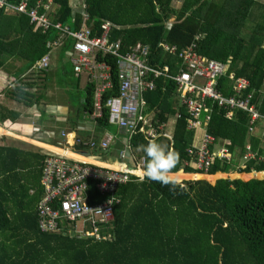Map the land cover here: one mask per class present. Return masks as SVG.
Instances as JSON below:
<instances>
[{
    "label": "trees",
    "instance_id": "trees-1",
    "mask_svg": "<svg viewBox=\"0 0 264 264\" xmlns=\"http://www.w3.org/2000/svg\"><path fill=\"white\" fill-rule=\"evenodd\" d=\"M52 1L55 9L49 13L50 18L77 28L81 18L77 15V23L73 22L69 0ZM173 2L86 0L87 24L94 32L100 30L103 21H110L109 39L118 40L121 51L129 50L136 42L149 44L150 62L168 64L173 70L181 65L180 59L165 53L159 44L165 42L182 50L197 42L199 52L228 62V75L235 73L236 77L249 80L243 93L252 92L256 101L261 100L260 112L264 113V3L183 0L175 7ZM59 35L55 28L45 32L34 29L25 14H6L0 9V69L14 68V76L19 77L52 49ZM72 43V39H63L61 57ZM108 60L112 87L102 95V116L96 123L101 133L106 129L117 132V127L108 121V108L104 105L109 95L118 92L116 58ZM65 67L75 74L71 64L59 65L60 69ZM228 75L222 76L217 85L225 96L232 94ZM83 90L80 111H92L93 83L87 82ZM175 94L174 80L163 75L157 78L153 90L144 93L152 118L159 123L175 118L171 139L160 135L153 141L179 154L173 172L184 169L199 178L205 175L194 174L201 170L187 163L194 160L187 151L193 144L194 131L188 128L182 107L183 113L175 116L178 99L182 104L178 94L176 103ZM211 110L205 129L216 143H225L231 161L215 159L209 174L234 169L247 142L253 152L264 156L259 134L248 138L245 112L234 111L228 118L226 110L215 104ZM0 133L13 135L7 130ZM148 142L141 132L130 138L133 149L145 157V164L148 158L143 149ZM114 146L120 148L118 143ZM29 153L22 147L0 145V264H264V179H187L176 181L174 186L147 177L132 180L117 190L120 203L114 206V220L104 229L111 237L41 233L37 205L44 194L40 177L46 154L29 158ZM33 166L36 172H31ZM251 169L264 170V162L248 160L240 167L243 172ZM34 173L36 179L32 177ZM253 174L262 177L264 172ZM89 192L94 201L104 199L94 182L90 183Z\"/></svg>",
    "mask_w": 264,
    "mask_h": 264
},
{
    "label": "built area",
    "instance_id": "built-area-1",
    "mask_svg": "<svg viewBox=\"0 0 264 264\" xmlns=\"http://www.w3.org/2000/svg\"><path fill=\"white\" fill-rule=\"evenodd\" d=\"M52 3V0H0V9L6 14L27 15L34 29L45 32L55 28L60 31L59 38L72 39L73 43L65 53L75 75L84 76L87 82L94 85V108L92 111H86V114L96 123L102 116V95L112 87V71L108 59L116 58L118 92L109 95L104 105L108 108L109 123L115 125L117 131L124 132L127 142L119 153L120 162L114 165L96 161L94 155L88 152L92 149L107 150L116 137L113 132L107 131L100 139L74 134L72 140H69V136L73 132L64 127L55 132L56 137L61 139L60 151L52 148L45 152L40 177L44 193L37 205L41 233L72 236L79 234L100 239L111 237L105 234L104 229L114 220V206L120 203L117 190L134 178L140 180L146 161L144 156L137 157L133 153L130 138L133 134L141 132L148 141H153L160 135L171 139V135L164 131L165 122L159 123L157 119L152 118V111L148 110L144 95L146 91L154 89L157 78L161 75L174 80L176 93L180 95L187 114L188 128L193 131L200 127L203 129L198 143L194 140L187 148L189 155L194 158L187 163L201 170L194 174L210 176L208 169L215 159L226 163L231 161V153L225 143H216L214 137L205 129L212 111L207 105L208 99L211 104L215 103L219 108L226 110L228 118L232 117L234 111L245 112L248 116L250 136L261 123V140L264 143V113L260 112L261 100L256 101L252 92L243 93L250 85L249 80L230 73V89L233 93L229 96H225L217 87L218 80L228 75V62L210 58L199 52L197 42L182 50L161 42L159 46L165 53L176 55L181 61V66L171 72V66L168 64L150 62L149 44L136 42L129 50L121 51L120 42L109 39L112 26L110 21H103L100 30L93 32L87 24L89 16L86 0H83L85 9L77 14L81 21L75 29L50 18ZM77 15H72L75 24ZM56 43L59 42L55 41L54 44ZM49 64L47 52L33 67L46 70ZM32 132H42L47 137L54 136V131H44L39 127L33 128ZM122 152L124 156L121 155ZM73 153L87 159L73 156ZM255 159L264 162V156L253 152L251 144L247 142L241 163L236 169L243 167L246 161ZM91 182L95 183L97 192L104 196L103 200L94 201L90 196ZM77 224H81L80 229Z\"/></svg>",
    "mask_w": 264,
    "mask_h": 264
},
{
    "label": "crops",
    "instance_id": "crops-1",
    "mask_svg": "<svg viewBox=\"0 0 264 264\" xmlns=\"http://www.w3.org/2000/svg\"><path fill=\"white\" fill-rule=\"evenodd\" d=\"M182 1L183 0H174V3H176L177 5V4H181ZM260 2L264 3V0H260L259 3ZM68 3H69V6H71L73 16L81 13L83 9H85V6L83 5V0H69ZM54 9H55V6L52 3L50 6L49 13H51ZM63 39H66V38H59L58 36L55 41H58L59 43L54 44L55 42L54 41L52 49L48 51L50 64L46 70H38L35 67H32L28 69L27 71H25L24 73L20 74L19 77H15L14 68H11L8 70L2 69V68L0 69V132L2 130L3 131L7 130L9 131V133L11 131L14 134V135H8V134L0 133V136H7L6 139L9 142V144L7 145L12 144V146L22 147L25 150H28V152H30L28 154L29 158L31 157L35 158V156H38L39 154H43L47 150L49 151L52 148L56 151L58 150L60 151L61 142H59V140L61 139H59V137H56L57 134H55V132L63 127L73 132L71 136H69V140H72V136L74 134H79L87 138L94 136L95 138L100 139L105 136L104 134H106L107 131H111V130L106 129L104 132L101 133V131H99V127L97 126L98 124H96V122H94L93 120L92 122L94 123L96 127L89 128L88 126L81 125V123L83 122L80 123L79 122L80 120H78L77 118L71 121V119L67 118V116L66 117L63 115L56 116L55 112H53L51 109L48 108L47 97H50V96L47 94L50 93L52 95V99H50V103L56 104L57 101L58 103L59 101H63L62 107L65 108L66 111L69 110V107H71V98H72L71 94L69 93L78 91L81 88L84 89L87 83V80L84 76H81L78 81L76 79L78 77L75 74L72 75V73H69L68 68L65 67L64 69H59L60 70L59 74L61 76L60 81H59L61 88L59 90L55 92L54 89L52 90L49 89V85L46 84L45 82L46 74L47 72L48 73L50 72L51 70L50 67L52 63H54L55 60H57V63H54V64H58V67L59 65L62 66V63H64L65 65L71 64L69 63L66 53H63L62 57L59 55V50H60V46L63 43ZM162 43H165V42H162ZM149 57H150V54H149ZM18 64L19 62H16V65ZM174 71L176 70L171 69V72H174ZM33 80H38L41 82V86L43 87L42 92L36 94L33 91L27 90L29 88H32L33 90L36 89V84L32 82ZM83 80H85V82ZM230 90L233 93L232 89ZM21 94L27 95L29 99L21 98ZM175 95H176V103H177V93ZM213 104L210 103L209 99L207 100V105L210 108ZM181 107L185 112V108L182 106V104L180 106V99H178L177 113L175 114V116H177L178 113H183L180 110ZM81 112L84 115H87L86 111H81ZM88 116L89 115H87L86 118H88L89 120ZM174 120L175 118H172L169 121H165L164 131H166V133L171 134ZM258 126L259 128L256 130V132H254V134H252V137L253 135L255 136L259 134V137L261 138V129H260L262 128L261 123ZM36 127H39L41 130H44V131H47V130L54 131V136L47 137L46 134L42 132L33 133L32 129ZM113 133L116 135V137L113 139L111 146L107 150H104V152L100 154H97V152L95 151L97 149H92L88 151L90 154L94 155V158L96 161L114 164V165L120 162L121 159H120L119 153L124 148V143L127 142V139H125V134L123 131H117ZM202 133H203L202 127L194 130V140L196 143H198L199 138L201 137ZM250 137L251 136L249 135L248 138ZM15 142H20L22 144L17 143L16 145H14ZM117 143L120 145L119 149L115 148L114 146V144H117ZM263 149H264V146H263ZM98 152L100 151L98 150ZM133 153H135L137 157H139L140 155L137 149H133ZM262 154H264V152ZM128 163L129 161H127V164ZM240 163L241 161L239 160L236 167L240 165ZM31 172H36V169L34 166L32 167ZM173 173L174 174L180 173V174H185V175L190 174L189 177L186 176L180 179H176L173 177V179L177 182H182L184 180L191 179V176L193 174L192 172H186L184 169L178 170ZM216 175L238 178L240 173L235 172L233 169L232 170L229 169L226 172H220ZM32 177L36 179L37 173L32 174ZM200 178L209 179L207 176H202ZM133 180L137 181L139 179L134 178ZM140 180H143V179H140ZM30 192L32 193L33 189Z\"/></svg>",
    "mask_w": 264,
    "mask_h": 264
},
{
    "label": "rangeland",
    "instance_id": "rangeland-1",
    "mask_svg": "<svg viewBox=\"0 0 264 264\" xmlns=\"http://www.w3.org/2000/svg\"><path fill=\"white\" fill-rule=\"evenodd\" d=\"M178 5H180V4L176 5V3L173 2V6L176 7ZM54 63H57V60H55ZM54 63H52V65L50 67V69H51L50 72L49 73L47 72V74H46L45 82H46V84L49 85V89H51V90L54 89L55 92H56L57 90H59L61 88V85L59 84L61 76L59 74V71H60L59 69L60 68L58 67V64H54ZM28 80H30V79H28ZM83 81L85 82V80H83ZM32 82H34L36 84V89L33 90L32 88H29V89H27L28 91H33L36 94H38V93L43 91V87L41 86V82L40 81L33 80ZM47 95L50 96V97H47L48 101L46 100L47 103H48V108L51 109L53 112H55L56 116H62V115L65 116V117L67 116V118L71 119V121L73 119L77 118L78 120H80L79 121L80 123L83 122V123H81V125H83V126L85 125V126H88L89 128H95L96 127L94 125V123L92 122V120L90 119V117L88 116L89 117V120H88V118H86L87 115H84L80 111L81 103H82V100L84 99V90H83V88H81L78 91H74L73 92V96L71 98V107H69V110H67V111H66L65 108L62 107L63 101H59V103H61V104H59L58 101H57L56 104L55 103H50V99H52V95L50 93H48ZM23 98L24 99H29V97L27 95H25V94H24ZM65 111H66V113H65ZM71 121H69V122H71ZM111 132H115V130H111ZM10 133L13 134L11 131H10ZM3 137L4 136H0V145L5 144L6 142H8V140L6 138H3ZM17 143L18 144H22L20 142H15L14 145H16ZM6 144H9V142L6 143ZM177 174H180V173H177ZM188 176H190V174H188L187 177ZM216 176H217L216 174H212L210 177H208V176L207 177L209 178V181H212V180L215 179ZM251 176H253V175L252 174H250V175L240 174L239 175V177H242L244 179H247V178H249ZM192 177H194V176H191V178ZM177 178H178V176H177ZM194 179H201V178H194ZM77 226H78V229L81 228V224H77Z\"/></svg>",
    "mask_w": 264,
    "mask_h": 264
},
{
    "label": "clouds",
    "instance_id": "clouds-1",
    "mask_svg": "<svg viewBox=\"0 0 264 264\" xmlns=\"http://www.w3.org/2000/svg\"><path fill=\"white\" fill-rule=\"evenodd\" d=\"M143 150L145 151L148 159L144 166L143 175L141 176V179L147 177L153 181L160 182L165 186L169 184H172L174 186L176 184V181L173 179L174 173L172 169L179 162V154L169 150L167 145L160 144L152 140H150L144 146ZM121 155L124 156V153L122 152ZM233 170L240 174H245V175L252 174L253 176H255L253 173L264 172V170L257 171L254 169H251L249 172H243L240 171V167L238 169H236L235 167ZM218 173L220 172H216L214 174H218ZM253 176L249 178H254ZM223 177H228V176H223ZM262 177L264 179V175ZM238 178H242V177H238Z\"/></svg>",
    "mask_w": 264,
    "mask_h": 264
},
{
    "label": "water",
    "instance_id": "water-1",
    "mask_svg": "<svg viewBox=\"0 0 264 264\" xmlns=\"http://www.w3.org/2000/svg\"><path fill=\"white\" fill-rule=\"evenodd\" d=\"M221 176H222V175H220V176L217 175V176L215 177V179H216L217 177H221ZM222 177H223V176H222ZM253 177H254V178H258V179H263V177H258V176H253ZM194 178H196V177H194ZM194 178H191V179H194ZM215 179H214V180H215Z\"/></svg>",
    "mask_w": 264,
    "mask_h": 264
},
{
    "label": "bare ground",
    "instance_id": "bare-ground-1",
    "mask_svg": "<svg viewBox=\"0 0 264 264\" xmlns=\"http://www.w3.org/2000/svg\"><path fill=\"white\" fill-rule=\"evenodd\" d=\"M59 151V150H58ZM73 156H78V157H81V156H79V155H76V154H72ZM81 158H84V159H87V158H85V157H81Z\"/></svg>",
    "mask_w": 264,
    "mask_h": 264
}]
</instances>
